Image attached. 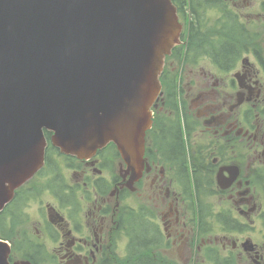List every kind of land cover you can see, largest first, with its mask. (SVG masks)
Here are the masks:
<instances>
[{"label": "water", "instance_id": "water-1", "mask_svg": "<svg viewBox=\"0 0 264 264\" xmlns=\"http://www.w3.org/2000/svg\"><path fill=\"white\" fill-rule=\"evenodd\" d=\"M181 29L172 0H0V211L42 167L44 129L81 159L115 141L129 183L141 176L159 72ZM10 251L0 240V264Z\"/></svg>", "mask_w": 264, "mask_h": 264}, {"label": "flooded vegetation", "instance_id": "flooded-vegetation-1", "mask_svg": "<svg viewBox=\"0 0 264 264\" xmlns=\"http://www.w3.org/2000/svg\"><path fill=\"white\" fill-rule=\"evenodd\" d=\"M230 7H238L245 2V8L250 7L256 0H216ZM264 8V0L260 1ZM245 58V63L247 62ZM245 66V121L232 118L229 110L233 105V93L226 90V95L232 101L224 97L220 90L219 78L208 73L207 84L209 90H203L192 100L198 117H204V121L210 116H218L217 122L210 123L209 129H214L219 141L232 142L230 138H241L245 141V149L237 146H217L211 150L213 164L216 167H231L225 173L226 177L238 172L235 181L230 187L223 189L217 187L218 194L213 198L223 204L228 203V223L233 231L228 236L223 233H215L209 238L206 246L193 247L187 245V238L169 234L167 243L177 245L178 258L182 264H188L190 259L205 261L207 256L211 258V264H264V239L256 241L255 234L264 236V56L258 53L255 60ZM251 65V66H250ZM231 68H226L230 70ZM254 77L260 82V89L250 83ZM234 84V81H231ZM226 85L228 82L226 81ZM246 89L249 90L246 95ZM255 95V97H254ZM231 113V114H230ZM221 135V136H220ZM235 139L234 141H237ZM245 162V173L240 164ZM236 167V169L234 168ZM232 173V174H231ZM155 178L158 174H155ZM169 179L162 181V187L167 188V197L170 193ZM175 197L181 200L178 194ZM165 201V199H164ZM184 202L183 200H181ZM170 224L175 234H180L179 216L169 212ZM49 226L53 227L58 237L51 251L46 248L47 254H51L52 264H111L108 256L110 228L104 226L105 216L94 211L89 223L84 224L80 216L70 221L67 217L61 220L57 211L52 209L49 213ZM185 225V223H183ZM176 247V246H174ZM56 251V252H54Z\"/></svg>", "mask_w": 264, "mask_h": 264}, {"label": "trees", "instance_id": "trees-1", "mask_svg": "<svg viewBox=\"0 0 264 264\" xmlns=\"http://www.w3.org/2000/svg\"><path fill=\"white\" fill-rule=\"evenodd\" d=\"M173 1L178 7L179 14L184 21L190 18L188 21L189 37L187 40V55L191 62L195 63L196 56L203 53L204 56L216 62L219 67L221 66L224 69L235 68L245 53V39L251 37L245 22H242L239 16L232 11L221 9L218 6L222 5L221 2L212 0ZM211 8L217 9L219 12L221 11L222 15L220 17L222 18L219 19V24L216 20L212 22L213 19L207 14ZM169 78L167 101L171 109H174V105H176L178 117L181 121L177 100V79L175 76ZM163 117H165L164 124L162 123ZM189 120L186 117L187 126L191 127ZM191 130L188 129L186 132L183 130L182 132V127L178 119L174 120L172 116L159 114L157 116L156 126L150 132L152 148L149 149V153H153L154 149L162 151L163 159L176 168L181 182L186 189V193L191 194L193 190L201 198V194L209 196L215 193L216 182L209 161L205 163L209 169L204 174L199 170L196 160L192 159V162H189L185 141L183 145V135L184 138L185 136L192 138ZM55 153H59V150L53 147L47 149L48 166L41 171V174L46 170L48 171V167L55 166ZM56 168L55 187L63 192L64 195L76 196V192L69 185L65 184L66 179L61 170L58 167ZM97 186L104 196L108 193L110 184L106 180H102ZM207 190L208 192L205 193L204 191ZM21 196L22 194L19 192L18 201L11 208L9 214L16 211L19 213L23 212L27 198ZM19 197L21 198L19 199ZM124 210L127 211L125 215H122L118 223H120V227L123 230V237L129 238L126 259L129 258L130 264H157L156 258L149 251L151 252L153 248L163 244L161 238L162 233H160L154 223L146 220L144 215H141V212L135 211L131 207H124ZM209 215L212 216V213H209ZM5 216L3 218L2 215L0 216V236L5 239H13L17 233L16 226L21 220L22 215L21 213L17 216L12 215L9 224L5 222ZM26 242L32 241L27 239ZM41 247L24 246V256L31 259L35 264H41L37 255ZM41 257L44 258V255ZM123 263L127 264L128 262L125 261Z\"/></svg>", "mask_w": 264, "mask_h": 264}, {"label": "rangeland", "instance_id": "rangeland-1", "mask_svg": "<svg viewBox=\"0 0 264 264\" xmlns=\"http://www.w3.org/2000/svg\"><path fill=\"white\" fill-rule=\"evenodd\" d=\"M261 0H256L254 4H252L250 7L245 8V2L240 4L237 9L240 12V15L243 19H246L247 24L249 28L251 29V43L250 45H247L245 49V57L243 58L244 62L240 63L237 68L232 70V73H221L216 67L213 66L212 62L209 59H203L197 64H191L188 62H183L182 65L178 66V75L180 78V92H179V100L182 104V107H184V103L187 104L188 102V110L189 114L191 115L192 119L195 118L196 121V131L194 133L195 135V141L198 142V144H206L211 141L210 137L211 134H213L215 131L214 129H209L207 125L204 124V117H201L200 119H197L195 117V110L190 109V104L191 100L193 97L197 96L200 91H208L210 86L207 84V76L208 73L214 74L216 78H219V85H220V90L223 92L224 97L227 98L229 101H232L229 96L226 95V90H229L226 81L234 76L235 73H240V74H245V66L248 67L247 63L250 62L251 65L253 64L252 61L255 60V57L258 56V53H261L264 56V11L261 8L260 5ZM232 6V4H231ZM210 17L215 19V16L218 15L215 11L210 10L209 14ZM214 27V26H212ZM215 28V27H214ZM247 57V62L245 63V58ZM250 65V66H251ZM253 86V90L255 88L260 89V82L259 80L254 77V79L250 82ZM243 92L245 93V88L242 89ZM188 91V94H187ZM240 91L237 82L235 85V89H233V103H235L236 97L238 92ZM246 95H248L249 90L246 89ZM255 97V95H254ZM245 105V102L242 104V107ZM240 108H235L233 111V118L236 117H241V109ZM245 108V107H244ZM192 112V113H191ZM221 136V135H220ZM230 138L234 141L235 139L237 140V147H242L245 149V141H242L241 138H234L232 135ZM196 144V145H198ZM191 146L189 145V148ZM68 161L66 158L63 156L58 157V162L60 165H62L63 168L67 167ZM121 162V158H116L113 161V166L110 170H106L104 174L114 177L118 175L119 172V163ZM83 165V167H82ZM81 168L79 169L81 172L78 173V178H75V171H72L70 169H65V175L67 179L72 183L75 184L77 181L82 183V186H80V193L78 197L82 200V197H91L94 195V192L90 190V188H86L83 185V182H93L94 181V176L92 174L91 166L87 165L85 162H82ZM241 169L243 173H245V162L240 164ZM82 171H86L85 173H82ZM83 174V175H82ZM81 175V176H80ZM169 176V175H168ZM170 177V176H169ZM44 177H38L35 180H31L32 182L27 186V189L30 193L34 195V199L29 202V205L26 208V214L27 216L24 218L23 224H22V229L25 230L30 234V236H35V233L40 234V229L41 225L39 224V214L41 211V207H43L44 211L46 210V204L50 203L51 205H56V201L54 196L48 192L45 189V180L43 179ZM124 180V179H123ZM128 180V179H125ZM124 187L129 188L131 190L132 187L125 185ZM134 189L131 190L130 192L124 191L125 193L128 194L129 196V201H126V203L138 206L140 204H146L149 206H152L156 209L157 211V220L161 227L164 229H167V224L164 223L162 220V214L166 211L167 206L164 204V194H161L157 196L155 193L151 191V181L148 180H142L141 184L139 186L136 185V183H133ZM136 188H138L141 192L137 191ZM123 187L118 186L116 189H114L110 196L107 198H99L98 205L102 204L104 208H109L112 210L113 208L116 207V205L120 204L119 200V195L122 192ZM172 189L176 190L175 187L172 185ZM157 189L155 188V191ZM158 201H156V200ZM160 203V205H157V203ZM88 203H81L80 205V210L82 209L81 213V219L84 222V224L89 223V218L90 215H88V208H89ZM65 211H69L68 208L65 207ZM111 214L109 215V217ZM166 222V221H165ZM169 231H166V234ZM207 236L210 235L211 230H207L205 232ZM117 233L113 232V238L114 240L117 238ZM254 238L256 241L262 242L264 239V236H262L261 233L255 234ZM40 239H42L40 237ZM110 244V240L108 243V246ZM54 244L53 242H49L48 246L51 251L56 250L54 249ZM194 246V244H193ZM126 247H127V240L122 239L118 240V245H115V241H112V246L110 248V251L108 250V256L109 259L113 260V264H120L121 258L124 256L126 252ZM56 252V251H54ZM161 257L165 260V256L167 255V259L163 261L164 264H172L171 263V258L177 260L178 262L182 263L177 257V245L176 247L168 245L167 247L164 248L160 252ZM112 255V256H111ZM15 259H23V256L19 253L14 254ZM47 261L48 264H52L51 261V254L47 255ZM196 260V259H195ZM189 264H191V259L189 261Z\"/></svg>", "mask_w": 264, "mask_h": 264}]
</instances>
